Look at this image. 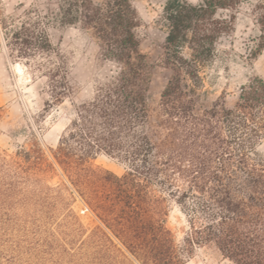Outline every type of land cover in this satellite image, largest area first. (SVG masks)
I'll list each match as a JSON object with an SVG mask.
<instances>
[{
  "label": "trees",
  "instance_id": "obj_1",
  "mask_svg": "<svg viewBox=\"0 0 264 264\" xmlns=\"http://www.w3.org/2000/svg\"><path fill=\"white\" fill-rule=\"evenodd\" d=\"M244 1L165 2L162 61L171 75L160 95L162 117L151 126L150 71L136 34L140 18L133 0H60V21L90 30L101 59L113 69L89 99L76 105L50 156L36 140L13 155L0 153V221L12 201L48 207L44 197L60 187L47 179L58 168L65 180L61 184L76 192L99 220L75 249L80 264L103 259L184 264L197 247L207 245L234 264H264V157L259 151L264 77H249L232 105L223 98L209 105L200 102L203 70L214 58L217 41L234 28L235 14L221 11H233ZM254 10L259 35L252 58L264 49V0ZM0 26L6 46L19 57L52 51L40 21L1 19ZM45 72L50 96L61 102L69 90L65 73L60 66ZM99 153L117 159L124 172L96 166ZM172 205L185 217L180 239L167 225ZM31 223V228L12 229L0 224V254L7 244L14 254L1 259L16 264L15 254L25 246L34 264L57 252L55 234L36 217Z\"/></svg>",
  "mask_w": 264,
  "mask_h": 264
},
{
  "label": "rangeland",
  "instance_id": "obj_2",
  "mask_svg": "<svg viewBox=\"0 0 264 264\" xmlns=\"http://www.w3.org/2000/svg\"><path fill=\"white\" fill-rule=\"evenodd\" d=\"M166 1L133 0L140 18L136 34L150 71L147 100L151 126H156L162 117L160 95L171 75V70L162 61L167 31L162 11ZM189 1L197 3L199 0ZM257 1L245 0L233 11H221L227 16L235 14L234 28L217 41L214 58L203 70L200 91L203 105L219 98H223L226 105H232L241 84L254 75L264 77V49L256 58L251 57V49L255 47L259 35L254 10ZM59 6L60 0H0V21L5 19L15 24L40 21L52 45L49 54L30 59L19 57L6 46L0 26V153L13 155L18 148L36 140L50 156L49 149L55 148L59 136L75 113L76 105L89 99L95 85L113 69L112 63L101 59L99 44L90 30L60 21ZM58 66L66 75L69 90L61 102L55 103L50 96L45 70ZM259 151L264 157V141ZM93 163L117 175L125 170L117 159L103 153L97 154ZM63 181L61 171L56 168L47 182L60 188L44 197L48 207L39 204L22 207L18 201H12L6 210L8 215L0 221L8 229L31 228L33 217H36L45 229L55 234V243L59 246L57 252L52 257L47 256L40 264H80L75 249L81 237L99 224L81 197L63 186ZM35 195L43 199L40 192ZM1 213L0 209V216ZM167 225L180 239L186 222L175 205L169 209ZM15 235L16 239L21 238L19 233ZM26 239L30 241L32 237ZM27 250L25 246L22 252H16V264H34L31 258L28 259ZM2 251L0 255H14L9 244ZM1 262L14 264L4 258H0ZM100 264L116 263L103 259ZM184 264L234 263L224 258L214 246L207 245L197 247Z\"/></svg>",
  "mask_w": 264,
  "mask_h": 264
}]
</instances>
